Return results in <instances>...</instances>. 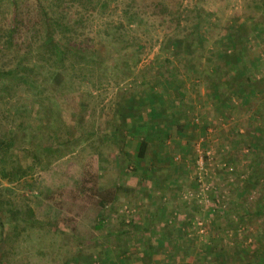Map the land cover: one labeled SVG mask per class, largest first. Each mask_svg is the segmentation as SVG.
<instances>
[{
  "label": "trees",
  "instance_id": "1",
  "mask_svg": "<svg viewBox=\"0 0 264 264\" xmlns=\"http://www.w3.org/2000/svg\"><path fill=\"white\" fill-rule=\"evenodd\" d=\"M71 1H78L80 5L78 14L67 11L70 9L66 8L65 0L54 8L46 7L38 0L37 17L31 22V26H39L40 30L28 38L29 24H25L24 21L25 11L22 10L19 0H10V19L0 31L2 39L0 48L5 55L0 59V116L8 118L14 113H28L37 105V126L41 128L47 126L49 131L48 144L25 149L30 153L33 162L36 160L41 162V156L45 151L43 161L45 159L47 161L44 167L48 166L55 159L64 158L80 144L91 142L90 139L96 134L94 128L90 131L78 128V133H75L70 122L61 115L57 121L49 114L52 108L46 103L45 94L48 96L47 90L50 89L51 82L62 71L79 70L82 81L92 79L89 74L91 71L94 74L99 73L100 77L113 79L117 84L123 80L129 84L123 91L125 112L118 115L120 119L108 125L105 136L113 139L114 156L119 167L134 165L139 172L137 173L139 180L143 179L151 185L154 183L159 189L163 188V185L168 189L171 187L179 189V178L183 172L189 173L192 166L197 164L199 155L191 145L196 137V131L195 126L191 124L189 113L193 115L196 111L192 91L200 92V84L204 85L206 99L212 103L217 114L223 115L229 109L231 115L238 112L241 116L252 114L258 119L262 117L263 103L253 102L260 94H264V54L249 47L247 42L254 33L258 32L262 36L264 34V0H252L247 17L239 24L227 23L220 29L213 47L208 51L213 64L206 71L196 69V60L205 50L203 49L205 36L208 35V30H213L215 23L209 17L214 11L208 13L201 0H194L192 6L185 5L183 0H125L123 11L125 21L119 19L112 21L106 28L98 27L96 36L92 37L87 31L88 23L93 22L95 14L99 11H106L111 0ZM157 21L164 32L160 40V51L149 65V72L154 69L152 77L157 80L158 89L152 93L142 90V83L146 84L148 80L146 81L145 74L139 73L137 69L143 56L151 49L149 43L151 40L147 37V32L150 25ZM37 35H41L39 45L35 42ZM34 44L39 46L36 53L33 48L31 49ZM24 46L27 48L24 49ZM258 72L261 75L257 77ZM142 77L144 80L140 86L137 80ZM138 85L141 88H138ZM30 93L37 98L36 103L26 101L25 98ZM227 94L229 96L226 98ZM26 103L29 105L26 106ZM8 125L0 123L1 160L6 159L11 150L17 147L15 129ZM188 128H193L192 133L190 131L186 133ZM40 130L38 128V131ZM235 131L241 135L239 129ZM172 132L181 139H187L186 144L178 149L182 153L180 161L175 159L173 153L167 151L169 146L167 140L171 138ZM246 133L249 135L248 139L239 138L237 142L240 146L248 143L247 148L251 154L253 153L250 164L252 169L249 176L250 187H259L258 199L261 203H257L259 209L256 212L263 215L264 173L261 175L262 180H259V171H264V155L260 154L261 151L264 152V123L257 119L256 123L249 121ZM233 134L226 135L232 144ZM39 147L41 148L38 149ZM192 154H195V157H191ZM204 158H208L205 152ZM152 162L154 166L149 172L145 166ZM160 162L166 165L162 167ZM17 166L12 171L3 166L0 173L10 179L18 174H26L33 169L34 164L26 167L20 164ZM169 167H172L173 173L167 172ZM95 173L92 162L88 160L83 166L82 175L76 180L80 188L77 192L81 197L86 192L85 180L92 181L91 177ZM239 188L244 196L246 185L241 183ZM93 189L97 192L95 186ZM119 193H121L119 190L114 192L111 204H116ZM125 194L132 195V189L125 187ZM65 196V188L50 191L46 195L52 204L63 202ZM242 199V204L239 205L242 209L253 202L249 197ZM80 202L83 204L81 199ZM98 202L100 210L93 219V233L84 234L85 238L79 237L77 240L75 254L77 264H161L159 260H155V254L165 252L170 246L173 247L172 255L165 254V258L169 260L165 264L177 263L175 248L178 249V244L183 240L178 242L171 235L173 231L183 233L185 229L182 230L181 227L193 222V217L191 218L189 214L190 208L172 209L174 212L183 211L188 215L179 223L165 217L163 231L156 230L158 225L155 220H159L161 215L163 217L169 213L173 214L171 208L168 210L161 207L159 211L152 210L149 221L143 226L134 218L126 219L125 216L116 229L110 223L107 204L99 198ZM112 208L110 212L114 210ZM231 208L232 206H229V209ZM9 210L11 211L6 214L9 219L7 225L13 226L15 234L19 228L18 222L15 221L18 211ZM7 225L0 216V264H5L1 244L8 237ZM55 227L68 234L70 241L75 239L76 242L78 236L68 232L71 230L68 224L58 222ZM164 229L170 234L164 232ZM163 235L170 238L168 242L159 241V237L163 239ZM184 236L183 234L182 237ZM86 246H93L96 249L92 251V255H84ZM240 248L237 246L235 251L243 260L244 257L247 258L246 251L252 247L249 246L248 249H243L244 251ZM261 252L264 251L256 249L254 259L250 258L244 264H264L261 254V258L258 256ZM187 255L183 258L188 257Z\"/></svg>",
  "mask_w": 264,
  "mask_h": 264
},
{
  "label": "rangeland",
  "instance_id": "2",
  "mask_svg": "<svg viewBox=\"0 0 264 264\" xmlns=\"http://www.w3.org/2000/svg\"><path fill=\"white\" fill-rule=\"evenodd\" d=\"M37 1L19 0L26 14L25 24H29L28 38L40 30L39 26H31V22L37 17ZM40 1L49 8L63 3V0ZM65 1L66 8L70 9L67 11L77 12L76 14L80 12L78 1ZM193 1L183 0L185 5L190 6ZM201 2L208 13L214 11L213 14H209V17L215 23L213 30H208V35L205 36V48H203L205 50L196 60V69L206 71L213 64L208 51L213 47L218 32L227 23L239 24L247 17L252 0H201ZM10 5V0H0V31L10 19ZM124 8L125 0H111L109 8L106 11H99L95 14L93 22L88 23L89 36H96L100 27L106 28L112 21L119 19L125 21ZM156 23L153 22L147 32V37L151 40L149 42L151 49L143 56L137 69L139 73L145 74L146 81L148 80L146 84L142 83V90L152 93L158 89L157 80L152 77L154 69L152 68V72H149V65L160 51V40L164 32L159 22L158 25ZM40 38L41 35L35 38L38 45ZM0 41L2 42L1 37ZM247 43L255 51H261L264 54V34L262 36L258 32L254 33ZM38 45L31 46L34 53L37 52ZM25 48L27 46H24ZM4 56L0 48V59ZM259 73L256 74L257 77L261 75ZM89 74L92 79L82 81L79 70L62 71L51 82L50 89L47 90L48 96L45 94V101L52 108L49 114H52L54 119L58 121V116L61 115L70 122L72 131L75 133H78V128L82 131H90L94 128L96 132L90 139L91 142L80 144L64 158L55 159L48 166L44 167L47 161V159L43 161L45 151L41 156V162L38 160L33 162L30 153L25 150L37 147L39 144H48L49 141L47 126L42 128L37 126L38 106L32 107L28 113H14L8 118L0 116L2 125L8 123L15 129L17 144L6 159H0V168L5 166L12 171L18 167V164L24 167L34 164L33 169L26 174H18L10 179L3 177L0 173V216L7 225L9 219L6 214L11 211L9 209L13 211L15 209L18 211L15 221L18 222L19 227L14 234L13 226L7 225L8 237L1 244L5 264H77L76 243L79 237L85 238L84 234L93 233V219L100 210L98 198L107 204L110 223L116 229L125 216L126 219L134 218L139 225L143 226L149 221L152 210L157 211L161 207L168 210L169 208L171 210L190 208L189 214L191 218L193 217V222L181 227L182 230L185 229L181 234H184L187 240L178 244V249L175 251L177 252L176 264H215L217 262L244 264L248 259H254L256 249L264 251V213L260 215L256 212L259 209L257 203H261L258 199L259 187H250L249 179L252 173L250 164L253 153L251 154L247 148L248 143L240 146L237 142L239 138L248 139L246 128L249 121L256 123L257 119L264 123V107L262 117L259 119L252 114L241 116L236 112L231 115L229 109L225 114L219 115L213 110L212 103L206 99L204 85L200 84V92L192 91L196 111L193 115L189 113L191 124L195 126L196 131V137L191 145L195 147V152L199 155L197 164L192 166L189 173L183 172L179 178V189L175 187L168 189L165 185H161L163 188L159 189L154 183L151 185L143 179L139 180L137 176L139 172L134 165L119 167L114 156L113 139L105 136L108 125L120 119L118 115L125 112L123 91L129 84L127 85L125 80L117 84L113 79L100 77L99 73L94 74L89 71ZM143 80V77L137 80L140 86ZM140 86L138 88H141ZM228 96L229 94L226 98ZM25 99L36 103L37 98L30 93ZM256 102H262L264 105V94H260L253 104ZM38 128L41 130L38 131ZM192 129L188 128L186 133L189 131L192 133ZM235 129H239L241 135ZM229 133H234L233 144L226 137ZM175 134L173 133L167 140L169 145L167 151L170 154L173 153L175 159L180 161L179 157L182 153L178 149L186 144L187 139H181ZM204 152L208 155L206 159ZM260 154L263 156L264 152L261 151ZM190 156L195 157V154ZM88 160L92 162L96 173L91 177L92 181L85 180L86 192L81 197L77 192L80 188L76 180L82 175L83 166ZM152 164L154 163L145 166L149 172L154 166ZM159 164L162 167L166 165L163 162ZM167 172L173 173L172 167H169ZM263 173L264 171H259V180H262ZM241 183L246 185L244 196L239 188ZM94 186L97 192L94 191ZM125 187L131 188L133 194L126 195ZM59 188H65V200L56 204L50 203L46 195ZM46 190L49 192L47 193ZM117 190L121 193L117 195L116 204H111L114 192ZM243 197H249L253 202L242 209L239 205L242 204ZM229 206L232 208L229 209ZM111 207L114 210L110 212ZM175 212L163 217L161 215L159 220H155L156 225L162 228L165 217L179 223L184 216L188 215L183 211ZM58 222H65L71 227L68 232L78 236L76 242L75 239L70 241L68 234L56 229L55 224ZM237 246L241 247V250L252 247L251 250L246 251L247 258L244 257L243 260L239 258V253L235 251ZM85 248V256L92 255V251L96 250L93 246ZM172 251L173 249L170 248L166 251V255H172ZM187 254L190 256L183 258ZM260 254L264 260V252L258 254L259 258H261ZM160 257L164 259L165 256ZM161 264L165 263L161 262Z\"/></svg>",
  "mask_w": 264,
  "mask_h": 264
},
{
  "label": "crops",
  "instance_id": "3",
  "mask_svg": "<svg viewBox=\"0 0 264 264\" xmlns=\"http://www.w3.org/2000/svg\"><path fill=\"white\" fill-rule=\"evenodd\" d=\"M166 226V225H165ZM170 228V227H169ZM169 228H166V229H168V230H171V229H169ZM166 229H164V232H167L168 234H170ZM157 231H163L162 230V228L161 227H157V229H156ZM179 234H181V232H179ZM178 233H175V231H173L172 232V235H171V237L173 236V237H175L176 238V240H178V242H180V240L183 238V243L187 240V238L184 236V237H182V235L183 234H181V235H179ZM156 239V238H155ZM169 239L170 238H168L167 236H165V235H163V239L162 238H160L159 237V241L161 242V243H165V242H168L169 241ZM157 242H158V239H157ZM177 242V243H178ZM171 247V246H170ZM170 247H169V249L168 250H170ZM171 248H173V247H171ZM176 249L177 248H175V251H176ZM168 250H166V251H168ZM166 251L165 252H162V251H160L159 253H156L155 254V260H159L160 262H162V263H165L168 259H166L165 257H164V259H161V255H164L165 256V254H166ZM188 257H189V255H187ZM176 257V256H175ZM169 261V260H168Z\"/></svg>",
  "mask_w": 264,
  "mask_h": 264
}]
</instances>
